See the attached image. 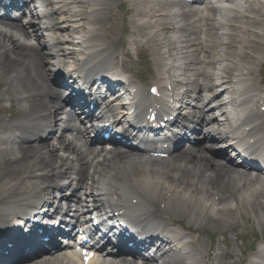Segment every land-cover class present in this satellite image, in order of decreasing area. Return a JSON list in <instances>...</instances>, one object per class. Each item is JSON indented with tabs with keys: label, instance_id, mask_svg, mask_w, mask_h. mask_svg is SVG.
Returning a JSON list of instances; mask_svg holds the SVG:
<instances>
[{
	"label": "bare ground",
	"instance_id": "bare-ground-1",
	"mask_svg": "<svg viewBox=\"0 0 264 264\" xmlns=\"http://www.w3.org/2000/svg\"><path fill=\"white\" fill-rule=\"evenodd\" d=\"M22 9L26 23L11 19L9 11L0 14V223L22 221L28 224L25 230H35L33 216L65 217L61 202L75 197L78 234L91 231L100 219L122 226L132 222L138 230L128 224L132 231L118 239L130 245L123 246L125 254L142 264L181 260L157 262L142 250L156 244L154 255L179 250L185 264H204V250L191 249L199 242L210 246L201 232L215 227L225 234L245 216L263 221L257 214H264V162L238 157L237 164L217 157L230 148L251 153L264 148V111L256 112L264 105V0H25ZM132 45L150 57L147 93L137 71H130ZM107 68L129 73L134 92L125 82L114 84L122 88L115 98H104L95 110L84 107L90 124L70 125L73 117L63 119L57 94L62 96L51 84L91 100L86 89L99 92L93 82L101 79L103 88ZM179 85L185 90L176 92ZM154 86L157 93L151 95ZM160 111V120L177 113L162 132L166 139L153 142L146 125L143 135L133 136L145 118ZM133 117L140 127L131 126ZM106 121L139 146L147 144L141 150L123 143L107 148ZM185 121L198 134L194 139L202 140L188 148L171 145L169 135L186 131ZM99 129L106 137L97 134L93 142ZM205 141H212L208 145L214 150ZM154 153L166 157L156 159ZM252 170L258 174L251 175ZM69 179L78 181L77 189L69 187L71 181L65 185ZM71 211L68 206L67 215ZM85 214L92 220L83 222ZM194 232L197 238L190 235ZM0 235V264L22 257L24 264H140L125 261V254L107 262L101 256L83 259L74 247L29 258L49 242L37 239L36 250L26 254L20 252L27 246L19 234L0 230ZM215 246L211 255H224L225 248L217 252ZM237 258V264H264V243Z\"/></svg>",
	"mask_w": 264,
	"mask_h": 264
},
{
	"label": "rangeland",
	"instance_id": "rangeland-1",
	"mask_svg": "<svg viewBox=\"0 0 264 264\" xmlns=\"http://www.w3.org/2000/svg\"><path fill=\"white\" fill-rule=\"evenodd\" d=\"M132 56L130 61V67L132 73L137 71V77L139 80H141L143 83L146 84V80L151 79L150 73H151V63H150V57L149 55H143L141 51L139 50V47L132 45ZM147 58V60H146ZM144 79H146L144 81ZM257 217L260 219H263L260 223L264 224V214L258 213ZM187 219V217L185 216ZM254 218V216H252ZM251 218V219H252ZM242 222H239L238 227L235 230L228 229L225 234H222L220 232H215L217 230L213 225L211 227H214V230L209 229L205 232H201V234L204 235L203 240L208 243L209 240H211V244L209 247L204 245L203 243H197L196 245H192L191 249L197 250H204V255L202 256V262L204 264H220L219 260H222L224 264H237V262L234 263L238 258V255L241 256V254L247 256V253L250 252V250L254 249L255 246L258 244L260 240L264 238V228L261 227V224L258 222L253 223V221H248L249 219L245 216V218H241ZM240 220V221H241ZM251 222V223H250ZM250 223V224H247ZM242 224H245V229L242 228ZM193 228H191L192 230ZM185 231V230H184ZM232 231V232H230ZM207 232V233H206ZM215 232V233H214ZM206 233V235H205ZM209 236V238H205L206 236ZM198 236V235H197ZM197 236H194L197 238ZM218 243V250L217 252H222V248H225L224 255L221 256H212L213 254V247H216L217 245L216 240H219ZM235 239V240H234ZM221 246V249H220ZM228 251H227V249ZM196 256H200L199 254H196ZM176 260V259H172ZM180 261V262H179ZM177 261V264H185V261L179 260ZM203 264V263H202Z\"/></svg>",
	"mask_w": 264,
	"mask_h": 264
}]
</instances>
